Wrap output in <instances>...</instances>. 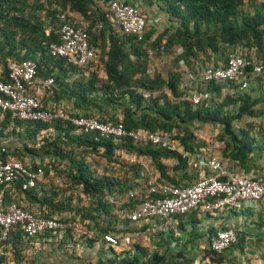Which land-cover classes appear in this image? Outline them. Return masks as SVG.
Segmentation results:
<instances>
[{"label": "trees", "instance_id": "16d2710c", "mask_svg": "<svg viewBox=\"0 0 264 264\" xmlns=\"http://www.w3.org/2000/svg\"><path fill=\"white\" fill-rule=\"evenodd\" d=\"M112 1L0 0V35L12 50L17 46L32 48L40 54L39 63L44 60L59 61L68 70L79 74L80 78L72 83L73 93L86 103V107L75 116L121 122L133 131H162L180 141L188 152H199L203 148L211 153L210 146L194 135L193 124L219 126L221 133L217 140L223 143L218 156L221 161L230 170L242 169L255 177L264 174V166L260 164V160L264 159V127L255 129L248 123L264 121V84H251L247 91L239 92L233 85L211 83L208 90L213 98L195 107L186 98L193 89L194 81L188 82L184 75V70H187L198 79L200 70L206 65L214 63L219 66L225 62L228 53L239 50H252L256 52L258 62H264V3L258 0H123L148 8L154 6L171 23L162 32L150 24L139 39L136 35L120 33L110 23L107 7ZM59 13H73L81 18L83 23H76L73 18L72 21L86 34L92 49L103 51L104 56L100 60L106 75L104 80L98 81L94 74L85 78V72L90 71L93 61L86 67L75 68L62 59L47 55V46L59 42ZM176 23L177 26H174ZM17 37L19 42L15 44ZM149 46L161 55L171 54L176 48L182 50L174 58L175 64L167 71L166 77L154 67L152 72H148ZM181 61L185 65L183 71L178 69ZM6 62H0L1 80H7ZM223 89L234 90L222 98ZM41 108L44 109L42 105ZM117 112L121 114L119 117ZM0 118V139L9 138L4 134L9 124L24 127L22 154L27 153L31 158L40 160V163L33 162L27 166L32 171L38 168L43 171V176L35 179L33 185L20 179L5 189L0 188V210L16 204L30 211L31 204L37 210V213L30 211L34 215L56 218L69 226L65 230L48 232L36 238L26 237L20 226L13 227L3 251L6 252V247H9L16 264L23 263V247H34L36 244L40 247L38 250L46 248L50 255L57 256V262L67 260L69 264L192 263L183 260L181 252H170L167 240L176 242L175 237L171 236L172 231L168 232V239L162 242L161 247L168 250L163 254L158 249L150 252L134 241L128 250L119 251L102 239L106 234L134 239L140 235L139 229L149 230L150 225L164 224L165 220L158 219L148 223H131L121 217V213L140 203L138 197L127 199L123 205L111 199L125 197L135 190L145 192L146 189L141 188L143 179L153 178L157 184L174 186L194 184L199 179V170L188 166L180 155L131 140L114 139L98 133H77L66 122L56 121L50 125L26 122L12 117L9 112L2 116L0 112ZM237 123L243 125L236 127ZM252 130H256L255 134L259 132L253 135ZM11 135L17 136L14 132ZM18 137L22 138V135ZM17 151L7 144L0 146V160L22 162L23 158ZM98 155L103 160V166L98 161H89ZM125 155L134 156L137 161L131 163L125 160ZM111 165L122 168L123 174L114 173ZM58 166L64 167L59 173H67L71 187L64 189L48 181L50 169L57 170ZM101 166L102 173L97 169ZM147 198L151 196L145 195ZM229 212L235 215L233 211ZM197 214L192 212L174 216L169 222L185 232L183 220L187 219L192 229H199ZM81 220L85 229L76 234V222ZM218 229L210 227L208 238ZM164 234L161 232L158 237L162 238ZM243 235V232L238 233V244L243 241ZM76 247H85L93 255L80 257ZM205 255L210 260L208 264H222L225 257L214 254L209 248ZM4 256L0 257V262L10 264Z\"/></svg>", "mask_w": 264, "mask_h": 264}, {"label": "built area", "instance_id": "2783aa9c", "mask_svg": "<svg viewBox=\"0 0 264 264\" xmlns=\"http://www.w3.org/2000/svg\"><path fill=\"white\" fill-rule=\"evenodd\" d=\"M264 3V0H260ZM107 10L110 23L125 35H141L151 25L148 16L140 5L128 4L123 0L112 1ZM60 20L59 42L47 46V55L65 61L75 68L86 67L95 60L96 51L92 49L86 34L75 27L70 14L59 13ZM159 19V18H158ZM160 22V21H159ZM181 50H178L179 54ZM254 51H237L228 53L225 62L219 66L214 63L206 65L199 72L198 79L185 69V79L194 81L193 89L187 94V100L198 106L213 98L208 90L211 83L233 85L237 91L244 92L251 84H264V62L259 63ZM7 80L0 79V112L1 116L9 112L12 117L26 122H40L52 124L56 121L71 124L77 133H98L114 139L131 140L141 145H152L171 153L180 155L188 166L199 170V179L188 186H174L171 184H157L153 178L142 180L140 190L131 191L125 197L117 196L111 201L123 205L127 199L138 197L140 203L134 204L128 211L121 213V217L131 223H148L154 219L165 220L170 223L171 217L184 216L192 212L215 217L218 212L241 211L254 209L257 204L264 203V174L255 177L244 170H230L219 157L211 153L185 151L178 140H174L165 132H148L128 130L123 123L100 121L97 118L75 116L65 110H45L40 102L30 94L37 77V62L33 60L7 61ZM152 72V68L149 69ZM53 77L45 81L52 85ZM233 90L223 89L221 97L233 93ZM135 159V160H134ZM125 155V160L133 163L136 158ZM19 160H0V188L5 189L12 183L25 179L33 185L35 179L43 176L42 169L32 171ZM207 171V173H206ZM200 173L204 176L201 177ZM144 177V176H142ZM146 196L151 198L145 199ZM15 226H20L23 234L28 238H36L48 232L67 229L69 226L56 218H44L34 215L16 204H10L5 210H0V257L4 256V244L9 233ZM77 234L80 228L75 229ZM241 231L233 227L219 228L208 240V248L216 255H224L232 246L238 243V233ZM103 241L115 249L132 244L128 236L118 238L106 234Z\"/></svg>", "mask_w": 264, "mask_h": 264}, {"label": "crops", "instance_id": "0c3cea01", "mask_svg": "<svg viewBox=\"0 0 264 264\" xmlns=\"http://www.w3.org/2000/svg\"><path fill=\"white\" fill-rule=\"evenodd\" d=\"M150 9H151V13L153 12V14L155 15L154 17L156 18L158 16L159 21H160L159 24L158 23H156L155 25L153 24L154 27L160 28L162 25L168 22L167 17L162 12H158L154 6L151 7ZM70 15L76 23H79V24L83 23V21L78 15L73 14V13H71ZM18 42H19V38L17 37L14 43L17 44ZM179 49L180 48L175 49L176 54L178 53ZM39 55L40 54L35 52L34 49L32 48H25V47L18 48L17 46V49L12 50L10 47L5 45L4 38L0 35V62L11 61V60H14V61L33 60L39 63V60H40ZM96 58H97V55L95 57V60L93 61L95 62L94 64L98 62V59ZM39 64L40 65L37 70L36 82H35L34 87L30 90V94L40 102V104L45 110L62 109L71 114H78V113L83 112V110L86 107V103H84L77 96L74 95L73 88H72V83L78 78H80L79 74L77 72H72L68 70L66 66L63 63H60L59 61L44 60L40 62ZM0 72H2L1 68H0ZM86 74L87 72H85V76ZM50 77H53L54 82L52 85H46L45 81ZM116 114L118 117L121 115L119 112H117ZM0 121H1V118H0ZM0 129H1V125H0ZM24 129H25L24 127H17L13 123L9 124L8 127L4 130V134L8 135L9 138L0 139V146L7 144L11 146L13 149L15 148L18 149L17 154L21 158H23L22 162L26 165L27 164L31 165L33 162L40 163L39 159H36V158L33 159L27 153L22 154L23 152L22 147H23V143L25 142V140H23L24 139ZM13 132L16 133L17 136H12L11 134ZM19 135H22V138L21 137L19 138L18 137ZM203 152L205 155H207L208 153V151H206L205 149L203 150ZM200 175L201 177L204 176L203 173H200ZM29 210L32 211L33 213H37L35 206L31 204H30ZM208 219L212 220L213 217L212 218L208 217ZM216 225L217 223L210 221L208 225L209 227L207 229H203L202 231V234L204 235L203 238L202 236L196 234L197 236L194 237V239H192L193 238L192 236L190 237L186 234L187 230L183 232L187 235V237L185 236V238L181 241V246H179V248L176 249L177 252L182 253L183 260L190 261V263L192 262L191 264L210 263V260L208 256L205 255V252L208 251L209 238H208L207 232H208V229L212 226L216 228H222L223 226L233 227V228L240 230L241 232L244 231L241 224H235V223L231 224L230 222H226V223H222V225H219V226L218 225L216 226ZM79 228L80 227H76L75 229H79ZM80 230L82 232L83 229L80 228ZM132 237L134 238V236ZM165 238H167L166 234H164L162 238L159 237L158 242H160V245L162 244ZM134 239H132V241H135ZM256 241H257L256 245L252 247L251 245L248 244V242L245 239H243L244 250L243 251L240 250V252L241 253L243 252V254H241L240 257H237L238 255L236 253V255H233L231 259H227L225 258L227 254L226 252L224 254L225 257L222 260V264H232V263H235V264H264V259L262 257H259L258 255L260 254L255 252V251L258 252L260 245L263 244L264 241L262 239L256 240ZM236 245H238V243ZM248 245H249V248H248ZM84 248L85 247L81 248L82 249L81 252H84V253L87 252L88 254L90 250L87 248L85 249ZM23 249L24 251L22 255H24L25 261L23 259L22 264H30V263L31 264H59V263L69 264L67 260H63V261L59 260L57 262V259H58L57 256L50 255L46 248L41 249V251L38 250L40 249L38 244L34 245V247L32 245H28L27 247H23ZM78 249L80 252L81 250L80 247H78ZM247 249L248 251H245ZM4 255H5L4 257L6 258V261H8L10 264H16L14 262L16 261V258L12 256L11 253L9 252V247L8 248L6 247V252H4ZM0 264H3V262H0Z\"/></svg>", "mask_w": 264, "mask_h": 264}, {"label": "rangeland", "instance_id": "374dc122", "mask_svg": "<svg viewBox=\"0 0 264 264\" xmlns=\"http://www.w3.org/2000/svg\"><path fill=\"white\" fill-rule=\"evenodd\" d=\"M258 2H260V0H258ZM257 2V3H258ZM259 4V3H258ZM140 7L142 8V10L148 14V20L151 23H154L155 21L158 20V24H159V19L158 16L155 18L153 12L151 13V9L148 8L147 6L144 5H140ZM171 25V23H165L164 25H162L160 28L158 29V32H162L165 29H168L167 27H169ZM174 26H177V23L174 24ZM171 29V28H170ZM97 51V58L98 62H96V64H94L95 62H93V64L90 67V71L87 72L85 78L90 77L92 74H94L98 81H102L106 78V75L104 73V68L102 65V60L101 56L103 57V51H101L99 48H96ZM147 51L149 53L150 56V63H149V68H155L159 71V73H161L163 76L166 77V73L167 71L174 66L175 63L174 62V58L176 57V53L173 52L171 54H163L161 55L158 50H155L153 48H151L150 46L147 48ZM3 68V67H2ZM177 68V66H176ZM4 69V68H3ZM178 69H180L181 71H183L184 67L180 66L178 64ZM169 94V93H168ZM100 117V116H97ZM248 123L252 124L253 127L255 129H258L259 126H261L262 128L264 127V121L263 120H254V121H248ZM243 125V123H237L236 127H239ZM192 131L194 133V135L197 137V139L200 142H204L207 146L209 145L210 147H208L211 151L212 154L216 155V156H220L221 153V148L223 147V143L219 140H217V137L220 135L221 133V128L219 126H214V125H209V124H193L192 125ZM249 129V128H248ZM253 132V130H252ZM254 132H256V130H254ZM252 133L253 135H257L258 132ZM101 156H93L92 158L89 159V161H98L99 163L102 164L103 166V160L100 158ZM132 159H134L135 157L132 156ZM135 160V159H134ZM260 164H262V166H264V159L260 160ZM26 165V164H25ZM28 165V164H27ZM101 167H97L98 171L100 173L103 172V168ZM111 169L114 171V173L122 175V168H120L119 166L117 167L116 165H111ZM64 169L61 168L60 166L57 167V170L54 169H50V173L48 174L47 178L48 181L54 185H58V186H63L65 187L64 189H67V187H71V182L67 176V173L61 172L59 173L60 170ZM67 171V169H66ZM69 193V191H68ZM233 213H235V215H232L230 212L226 211V212H218L217 215H215V217H213L212 220H209L208 217L206 215H201V214H197V218L200 221V228L199 229H192L190 224L187 222V219H184V224H185V228L187 230V235L188 236H192L194 239V237H196L198 235L202 236V238L204 237V235L202 234L203 229H207L209 226V222L213 221L214 223H217V225H222V223H226V222H230L231 224L235 223V224H241L242 228L244 229L243 233V239H245L249 245H251L252 247L254 245H256V240H263L264 241V204H257L255 206L254 209H250V211H233ZM59 217V216H57ZM225 221H223V220ZM222 220V221H221ZM228 224V223H227ZM215 225V224H214ZM216 225V226H217ZM75 227H80L82 229H85V226L83 225L82 220L78 221V223L76 222ZM149 230L147 229H139V233L140 235L138 237L135 238L134 243L135 244H139L145 248H147L150 252L156 251V249H158L159 253L163 254L166 253L168 250L162 246V244L160 245V242H158L159 237L158 234L161 232H165L166 237L164 240L168 239V237L170 235H168L169 231H172L171 236L173 235V237H175V241H172L173 239H169L167 240V242L169 243V247H170V252L172 254H176L178 253L176 249L179 248V246H181V241L185 238V236L187 237V235L183 232H181L178 227H176V224L174 223H167V224H153L150 225ZM179 236V237H178ZM205 241V240H204ZM264 244V242H263ZM261 244L260 248L257 251H255L256 253L260 254L258 255L259 257H262L264 259V245ZM248 245V248H249ZM243 247V241L241 242V244L236 245L235 248L229 249L227 251L226 257L227 259H231L233 255H236L237 253V257H240L241 254H243V252H240V249ZM246 247V246H245ZM82 247H80L81 249ZM240 248V249H239ZM76 249L78 250L77 255H79L80 257L86 258L85 256L90 254L93 255L90 252L84 253L81 252L82 249L79 252L78 247H76ZM129 249V246H122L120 248H118L117 250L119 251H123ZM246 249V248H245ZM245 251H248L245 250ZM84 253V254H83ZM171 254V255H172ZM251 254V253H250ZM170 255V254H169ZM107 256H111L109 253L107 254ZM173 259H171L172 263Z\"/></svg>", "mask_w": 264, "mask_h": 264}, {"label": "clouds", "instance_id": "9594fccd", "mask_svg": "<svg viewBox=\"0 0 264 264\" xmlns=\"http://www.w3.org/2000/svg\"><path fill=\"white\" fill-rule=\"evenodd\" d=\"M214 155V154H213ZM218 157V156H217ZM220 159V158H219ZM221 160V159H220ZM241 233V232H240Z\"/></svg>", "mask_w": 264, "mask_h": 264}]
</instances>
